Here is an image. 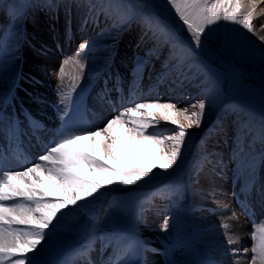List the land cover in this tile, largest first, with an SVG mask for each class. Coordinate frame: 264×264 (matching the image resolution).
<instances>
[{
	"label": "rangeland",
	"instance_id": "obj_1",
	"mask_svg": "<svg viewBox=\"0 0 264 264\" xmlns=\"http://www.w3.org/2000/svg\"><path fill=\"white\" fill-rule=\"evenodd\" d=\"M77 17L95 25L78 30L80 36L69 41L74 46L68 43L76 51L84 41L93 44L87 58L79 57L86 65V75L76 99L81 101L97 70L114 59L119 63L114 66L128 79L140 77L150 67L168 77H177L191 53L198 60L189 62L185 69L191 70L198 63L207 74V82L177 99L167 96L169 93L162 87L157 92H161L163 101L174 102L178 108L204 99L207 109L201 127L188 130L191 136L174 171L138 185H114L81 201L86 209L73 208L69 228H60L50 236L47 242L53 249L44 246L40 258L66 254L87 241L94 245L103 242L107 244L105 249H111L114 239L126 232L153 247L149 253L154 256L145 264H168L167 252L174 256L172 264H217L218 252H224L226 257L237 249L228 243L229 212L224 205H228L230 215L235 213L245 222L236 201L244 195L243 187L250 180V187L256 185L264 191V82L259 77L264 78V41L238 25L221 22L219 27L213 26L216 30L203 46L192 45L190 52L180 46L173 49V41L190 40V36L186 30L172 29L171 38L159 33L157 21L169 27L175 23L166 0H0V108L14 93L16 105L27 107L29 99L41 107V111H35L45 119L59 121L65 105L55 89L56 72L68 57L58 55L57 62H48L47 55L55 50L46 40V33L54 34L56 22L60 34L74 28ZM153 32L158 33L159 39L153 38ZM66 71L71 73V67ZM39 82L44 86L39 87ZM70 83L66 78L63 86ZM184 99L189 105L181 104ZM73 106L68 104L69 114ZM172 127L162 122L149 131L170 135L167 129ZM263 212L256 210L259 217ZM165 219L169 220L166 230L161 227ZM252 243L249 237L240 250H250ZM97 249L101 247L97 245ZM110 256L111 253L105 254L99 260ZM136 260L137 256L131 254L115 264H136Z\"/></svg>",
	"mask_w": 264,
	"mask_h": 264
},
{
	"label": "snow or ice",
	"instance_id": "obj_2",
	"mask_svg": "<svg viewBox=\"0 0 264 264\" xmlns=\"http://www.w3.org/2000/svg\"><path fill=\"white\" fill-rule=\"evenodd\" d=\"M262 2L264 0H166L169 11L174 12L175 23L169 27L157 21V27L159 33L169 38L172 29L186 30L190 40L173 41V49L180 46L186 52H190L192 45L203 46L216 30L213 26L219 27L221 22L238 25L264 41V35H259L254 24L258 4ZM261 12L264 13V9ZM122 22H126V18H122ZM260 29L264 30V23ZM153 38L159 39L157 32H153ZM92 47L91 41L80 43L75 55L64 59L56 72L57 93L61 104L65 105L60 116L62 127L38 156L39 162L23 170L0 171V264H45L41 253L55 222L64 215L63 210L79 207V202L114 185H138L174 171L191 136L188 130L200 128L205 118L204 99L178 108L176 103L161 102L156 97L130 102L131 106L123 107L94 131L70 122L68 104H75L73 93L86 75V65L79 57L87 58ZM68 67L71 73L66 71ZM66 78L71 82L67 93L63 91ZM29 119L33 127L40 126L38 121ZM162 122L173 126L167 129L170 135L149 131ZM8 126L14 131L15 121L9 120ZM227 207L224 205L225 209ZM161 227L168 229L169 220L165 219ZM251 239L250 250L244 249L245 253L251 252L250 264H264V222H254ZM234 242L228 240L229 244ZM238 252L239 249H232L233 255Z\"/></svg>",
	"mask_w": 264,
	"mask_h": 264
},
{
	"label": "bare ground",
	"instance_id": "obj_3",
	"mask_svg": "<svg viewBox=\"0 0 264 264\" xmlns=\"http://www.w3.org/2000/svg\"><path fill=\"white\" fill-rule=\"evenodd\" d=\"M156 6H158V5H156ZM261 9H264V2L258 4L257 12H256V18L254 19V24H255L258 32H259V35H264V30L260 29V25L262 23H264V13L261 12ZM160 10L162 11L161 8H160ZM85 25H91V27H94V24L86 23L85 19L83 17L82 18H78L77 17V24L75 25L74 28H73V26L71 28L72 29L71 30V37H73V38L77 37L78 30L83 28ZM54 27H55L54 34L46 33L47 35H49V37H46V40H50L51 41L50 45L55 50V51H51L50 55H47L48 62L52 63V64L58 61V58H57L58 57V54H57L58 51H67V50H69L68 46L70 48V45L68 44V39H66L67 38V34L69 33V31L63 30L64 33L60 34V32H59V24L57 22L54 24ZM90 30H92V28H90ZM80 32H81V30H80ZM47 35H45V36H47ZM60 39H62L63 42H60ZM48 42L49 41H45V43H48ZM196 56H194V54H191V53L187 56V58L185 60V66H183V68H181L179 71H177L178 72V76L177 77H174V76L168 77L165 72H155L156 70L154 71L153 68H151V67L148 68L145 71V74H144L145 78L142 81V84H144L145 80L147 81L149 79L148 88H147L148 91L144 92L143 95L145 96L146 93H147V95H148L147 99L159 97L161 99V102H165V101H163L165 99H163V97H161V94H160L161 92L160 91H159V93H157V96H156V90H157L158 87H162V90L164 89L165 92L169 93V95H167V96H170L173 99H177L178 97L184 96L187 93L188 94L192 93V91H194L195 89H198L199 87H201L205 82H207L206 81L207 74L204 71V69H201L198 63L194 67L190 68L191 70L185 69V68H187L186 65L189 62H193L194 63V61L198 60V58ZM153 71H154V74L151 75L150 73H152ZM259 77L264 82V78L261 77V76H259ZM131 86L132 87L129 88L127 94L131 93L132 89H134L135 87L140 89L141 82L140 81L139 82L134 81ZM39 87H42V86H39ZM40 89H42V88H40ZM121 90H122V88H121ZM123 97H124V94L122 96L120 95V98L123 99ZM27 102H28V105H29L28 107L30 109H32L34 111H35V108L38 109V111L42 110L41 107L39 105H37L36 102H33V101L29 100V99H27ZM183 102L184 103H181V104H185V106H186V104L189 103V101H187V99H184ZM88 104L91 107V109L94 111L91 116H93V120L97 123L96 124V128L101 127V125H102V123H101L102 119L101 118L103 116H105V114H107L106 110L101 105V98L99 97L98 94H94V93L92 94L91 93L89 101H88ZM115 115H117V114H115ZM106 117L110 118V116H108V114H107ZM31 125H32V123H31ZM228 204H230V203H228ZM79 205H80L79 207H76L79 210L84 211V209H86V207L83 206L80 202H79ZM73 208L74 207L63 210L64 215L61 216L59 218V220H57L55 222L56 226L52 230L50 236L52 234H55V231L59 230L60 228H63V227H65V228L68 227L69 228V224H70L69 220H70V217L73 216L72 215L73 214L72 213ZM225 210H227V212H229L228 219H227V221L229 222V231H228L227 239L228 240L232 239L233 241H235L232 245L236 246V248L239 249V252L236 255H233V253H230L226 257H224L222 255L224 252H222V251L218 252L216 254V257H215V259L217 261V264H225V262H227V264H250L251 255H249L248 252L245 253L244 251L240 250V248L244 244H246L248 242V240H249V235H248V232H247V225L245 224V222H243L242 220L238 219L237 217L230 215L231 213H230L229 207H227ZM153 219H154V217H153ZM143 236H145V235H143ZM133 242L134 243L128 244L126 242V239H123V240H121L118 243V245H121V246L124 247V245L126 244L127 250H130L131 252L138 254V252L140 251V249H139L140 245H138V243L135 242V241H133ZM215 243H217V244L219 243L220 244V241H217ZM97 245L98 244L95 243L94 250L91 251L88 256L81 257L80 258L81 262H79L77 264H88L87 261L91 262V264H97V260L98 259H96V257L97 256H102V254H103V249L101 248L100 250H98L97 249ZM44 246H46L47 250L48 249H51V250L53 249L52 245H50L49 242H46V245H44ZM143 248H145V247L141 246V250ZM121 251L122 250H119V252H121ZM29 255H31V254H29ZM145 255H144V259H148V258L154 256L153 254H150L148 251H145ZM50 257H52V256H50ZM140 257H141V255H140ZM239 257H241L243 260L239 261ZM224 258H225V260H224ZM42 260L45 262V264H62L64 262L65 258H64V256H61V257H57L55 260H50V259H46V258H44ZM84 262H86V263H84ZM148 262H150V261H148Z\"/></svg>",
	"mask_w": 264,
	"mask_h": 264
}]
</instances>
